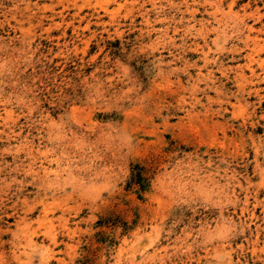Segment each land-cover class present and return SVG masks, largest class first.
<instances>
[{
    "label": "rangeland",
    "instance_id": "1",
    "mask_svg": "<svg viewBox=\"0 0 264 264\" xmlns=\"http://www.w3.org/2000/svg\"><path fill=\"white\" fill-rule=\"evenodd\" d=\"M0 264H264V0H0Z\"/></svg>",
    "mask_w": 264,
    "mask_h": 264
},
{
    "label": "trees",
    "instance_id": "2",
    "mask_svg": "<svg viewBox=\"0 0 264 264\" xmlns=\"http://www.w3.org/2000/svg\"><path fill=\"white\" fill-rule=\"evenodd\" d=\"M137 180H138V179H136V181H137ZM137 182H138V183H140V181H139V180H138Z\"/></svg>",
    "mask_w": 264,
    "mask_h": 264
}]
</instances>
